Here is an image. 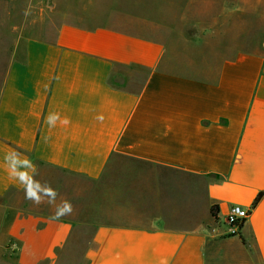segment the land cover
Instances as JSON below:
<instances>
[{"label": "crops", "instance_id": "crops-1", "mask_svg": "<svg viewBox=\"0 0 264 264\" xmlns=\"http://www.w3.org/2000/svg\"><path fill=\"white\" fill-rule=\"evenodd\" d=\"M86 2L0 88V264H264V0ZM237 32L263 52H232ZM109 164L112 223L80 263L88 224L9 199L41 166ZM232 206L250 211L237 236Z\"/></svg>", "mask_w": 264, "mask_h": 264}, {"label": "rangeland", "instance_id": "rangeland-1", "mask_svg": "<svg viewBox=\"0 0 264 264\" xmlns=\"http://www.w3.org/2000/svg\"><path fill=\"white\" fill-rule=\"evenodd\" d=\"M87 0H0V88L5 73L15 57H20L24 43L28 39L51 41L61 23L73 19L69 12L86 6ZM75 11V12H76ZM75 18V17H74ZM232 52H263L262 34L232 33ZM248 38L247 40H245ZM125 168L128 163L124 162ZM132 167H136L132 163ZM108 174L98 180L61 172L51 167L41 166L30 186L22 192H12L9 199L19 211L38 212L56 216L64 202L71 204L72 210L61 216L78 224L76 234L81 240L73 250V262L80 263L96 224L112 223V165ZM26 191L33 198H26ZM39 200V203L36 200Z\"/></svg>", "mask_w": 264, "mask_h": 264}, {"label": "built area", "instance_id": "built-area-1", "mask_svg": "<svg viewBox=\"0 0 264 264\" xmlns=\"http://www.w3.org/2000/svg\"><path fill=\"white\" fill-rule=\"evenodd\" d=\"M250 215V211L239 206H232L227 215V223L229 225V235L237 236Z\"/></svg>", "mask_w": 264, "mask_h": 264}, {"label": "clouds", "instance_id": "clouds-1", "mask_svg": "<svg viewBox=\"0 0 264 264\" xmlns=\"http://www.w3.org/2000/svg\"><path fill=\"white\" fill-rule=\"evenodd\" d=\"M21 183H23V182L21 181ZM33 195H34L33 193L26 191V198H28V199H32V198H33ZM36 202L39 203V200L37 199ZM71 210H72V207H71L70 202L65 201V202H64V206H63V208H61V209L57 212L55 218H56V219H59L61 216L65 215L66 213H70Z\"/></svg>", "mask_w": 264, "mask_h": 264}, {"label": "trees", "instance_id": "trees-1", "mask_svg": "<svg viewBox=\"0 0 264 264\" xmlns=\"http://www.w3.org/2000/svg\"><path fill=\"white\" fill-rule=\"evenodd\" d=\"M262 197H263V193L259 194L258 197L255 200L254 205H257ZM213 213H215V209H213Z\"/></svg>", "mask_w": 264, "mask_h": 264}]
</instances>
